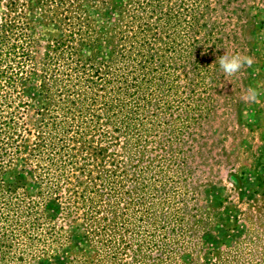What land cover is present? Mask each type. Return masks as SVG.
I'll list each match as a JSON object with an SVG mask.
<instances>
[{"label":"rangeland","instance_id":"rangeland-1","mask_svg":"<svg viewBox=\"0 0 264 264\" xmlns=\"http://www.w3.org/2000/svg\"><path fill=\"white\" fill-rule=\"evenodd\" d=\"M103 1L79 5L78 15L92 19L93 46L81 72L100 85L108 73L113 81L126 75L129 89L107 112L99 85L78 106L85 112H70L53 148L76 164L63 167L56 188L59 163L50 164L47 149L34 150L43 113L66 111L67 54L42 62L47 45L68 32L67 20L50 17L49 0L25 8L35 65L0 104L24 138L0 190L20 175L23 203L0 202V264H264V2L202 0L187 13L192 0H167L164 11L184 14L157 31L149 12L133 22L124 10L133 0ZM226 51L253 63L229 77L217 62ZM249 87L259 93L255 103L242 99ZM80 123L89 127L84 134L76 132ZM107 173L113 185L106 187ZM40 190L57 199L30 214L28 196L40 198Z\"/></svg>","mask_w":264,"mask_h":264},{"label":"trees","instance_id":"trees-1","mask_svg":"<svg viewBox=\"0 0 264 264\" xmlns=\"http://www.w3.org/2000/svg\"><path fill=\"white\" fill-rule=\"evenodd\" d=\"M29 1L31 0H6L3 3L5 9L0 15V104L7 102L8 99L13 97L14 94H18L16 92L19 85H21L22 81L27 76H29V73L32 70L31 66L34 67L35 65L32 55L33 39L29 32L28 23L24 20L25 8L27 7ZM44 1L46 2L47 0ZM128 1L126 0V2ZM165 1L167 0H133V7L131 10L132 12L129 11V8H127L126 6L124 7L122 5V7L125 8L124 10L131 13V19L134 23L143 22V14L149 12L151 17H155L158 20L157 22L154 21L150 23V25H155V29L158 31L161 26H163V29L167 27L172 19H176V21L179 22V16H183L184 14L183 12H181L178 15V11L177 14H175L170 8L164 11L163 4ZM175 1H179L180 5L182 4L185 6V1L189 2L190 0ZM200 1L202 2V0H192L193 4H191L194 5V7L189 8L187 13H191ZM49 2L53 4L52 6L55 9L58 10L60 9V7L63 9V16L57 15V13L54 12L55 9L49 10V14L52 19H56L57 16H60L61 20L66 19V30H68V32L65 34L64 38L54 39L47 45L45 53L46 57L44 58L42 65L47 66L49 64V61H47L46 58L50 59L49 56L51 54H53L54 57H60L61 55L67 54L66 58L68 69L64 76L65 84L63 87V95L60 97L62 103L66 104V106L64 107L66 111L64 112L63 109V117L61 118L57 117L53 113H49V117L45 118V115L47 114L43 113L38 123L39 128L42 129L38 131V140L36 144L37 147L34 150V153L42 154L47 149L48 152H50L49 154H47V158L50 161V164L52 165L54 164V162L59 163L58 170L60 169V172L55 177H52L54 180V188H56L58 184L57 181L61 176L64 175L63 167L67 164H76V162L72 160L73 157L71 154L69 155L67 152V154L64 155L61 153V151H59V149L53 148V146L57 145V141H55L56 135L58 136L59 134L64 133V131H67L68 128H66V119L68 118L70 112L72 114L73 109L78 108V106L83 103L84 100L91 98L88 96V94L92 93L93 89L97 88L100 83H98V81L94 79L93 74L89 76L84 72V74L81 72V70H85L84 63L87 60H90L93 53V46L90 42L92 19H90V16L82 18L80 15H78V12L80 11L79 5L81 3V0H49ZM103 2H110V0H104ZM262 2H264V0H262ZM42 3L44 2L40 1V3L38 4L39 6L44 8L45 5H43ZM202 3H200V5ZM139 11H141V16L140 13H137L139 16H136L137 14L135 13ZM185 11H187L186 8ZM122 12L123 11H119L117 12V14L121 16ZM183 19L189 22L186 17H183ZM134 25L130 26V31L132 32L134 30ZM143 31L145 30L143 29ZM156 35H158V32L156 33ZM86 48H89L88 50H90V53H88L85 58H82L79 53L80 51L83 52L87 50ZM80 61H83V65L80 64ZM112 76L113 72L104 75V77L100 80V86L105 92L103 93L104 95H101L99 97L109 100L107 102L104 101L105 103L102 107V110H106L107 112L110 111L112 103L111 101L115 100L117 96L122 95L120 97L121 99L129 89L128 85H125L126 75L124 76L123 74L119 75L115 73L114 81L112 80ZM134 84L136 83L133 82L131 85L134 86ZM97 94L98 93H96V95ZM110 96L113 97L111 98ZM96 100L97 97H92V101ZM78 109L81 111L80 108ZM94 116L95 117L93 119V122H95V127H93L97 128V124L101 125L102 123L99 120V115L94 114ZM107 117H109V115H107ZM10 122L11 121H9L6 116L0 115V175H3L11 170L15 161L21 155L23 147L22 142L24 141V138L20 133H17L15 125H13V123L11 124ZM84 124L86 123L79 124V128L77 127L76 129L77 133L82 132L84 134L86 131H88V125ZM75 139H73V142H76ZM98 148L99 146L94 150ZM101 154H104V152L101 151ZM97 156L102 158L100 152L97 153ZM102 167V172L105 173L107 169H103ZM75 177H77V175H75ZM21 180V176L16 175L14 181L3 182V186L0 190V202L4 204L5 207H9V205L15 203H23L17 191ZM112 182V174L107 173L103 175L104 186L107 187V185H109L110 183L112 186ZM39 193V195H41L40 198H32L30 197V195L28 196L29 200L26 201V206H28V208H26L27 212H29L30 214H37L39 210L42 211V207L46 205L51 197H54L52 194L43 196L42 190H40Z\"/></svg>","mask_w":264,"mask_h":264},{"label":"clouds","instance_id":"clouds-1","mask_svg":"<svg viewBox=\"0 0 264 264\" xmlns=\"http://www.w3.org/2000/svg\"><path fill=\"white\" fill-rule=\"evenodd\" d=\"M220 69L223 73L229 77L236 75L245 66H251L253 63L252 58L244 56L238 53H229L225 52L224 55L217 58ZM259 93L256 89L249 87L245 90V93L242 97L244 102L255 103L258 99Z\"/></svg>","mask_w":264,"mask_h":264}]
</instances>
